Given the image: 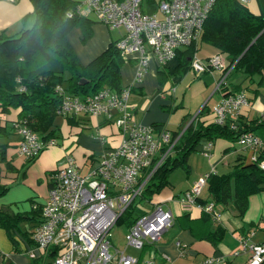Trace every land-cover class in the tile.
I'll use <instances>...</instances> for the list:
<instances>
[{
    "label": "built area",
    "instance_id": "obj_1",
    "mask_svg": "<svg viewBox=\"0 0 264 264\" xmlns=\"http://www.w3.org/2000/svg\"><path fill=\"white\" fill-rule=\"evenodd\" d=\"M213 1L159 0L156 10L148 12L142 7L143 0H82L78 9L110 28L124 29L116 47L124 61L135 60L133 81L138 84L147 72L150 55L160 67L176 57L178 48L200 38ZM233 68L234 63L226 62L220 54L208 59L194 54L187 66L195 76L215 72L217 91L227 85ZM56 89L61 94L58 115L83 113L110 120L116 112L114 124L121 139L102 152L96 165L85 174L80 173L75 158L66 154L64 164L52 174V183L40 204L41 221L32 233L34 247L28 250L29 257L38 259L37 264H133L137 259L125 249L112 251L111 230L136 198L142 199L145 186L171 154L181 133L173 137L169 131L157 130L152 124L136 120L129 102L131 85H125L120 92L101 88L87 96L70 94L62 86ZM248 105L245 91L221 95L212 106L214 121L222 123L229 116H237ZM18 132L22 138L18 153L25 158H32L55 144L54 139L41 140L28 127H21ZM238 142L249 151V159L264 169V157L258 159L257 154L264 149V136L245 132ZM211 147L212 142H208L202 147V153L209 155ZM208 174L200 175L180 200L218 216L213 201L205 204L196 201ZM147 203L150 208L137 214L128 226L126 246L140 249L145 243H155L174 222L170 209L161 203ZM240 242L242 250L249 252L247 264H264V241L253 242L248 236H241ZM177 245L180 246L179 241ZM222 261L209 256L199 264ZM141 263L156 264L152 259Z\"/></svg>",
    "mask_w": 264,
    "mask_h": 264
},
{
    "label": "trees",
    "instance_id": "obj_2",
    "mask_svg": "<svg viewBox=\"0 0 264 264\" xmlns=\"http://www.w3.org/2000/svg\"><path fill=\"white\" fill-rule=\"evenodd\" d=\"M30 2L35 15L34 23L12 35H7L4 31L0 32V136H7L11 131L18 132L19 128L28 127L36 132L41 140L54 139L56 142V139L62 138L59 127L54 124L61 101V94L56 87L62 86L68 93L80 96L91 95L101 88L120 92L125 86L121 80V66L124 64V59L116 47V40L109 43L106 49L89 63L83 64L79 60L69 41L70 32L76 27L79 28L81 40L85 42L93 33L92 25L99 22L79 11L78 6L81 1L30 0ZM157 3L158 1L152 2L153 8L157 7ZM201 43L215 49V53L210 56L220 54L226 62L234 63L232 72L244 73V81L251 83L256 77L264 76V14L253 13L245 2L213 1L200 38L188 46L177 49L176 72L186 68L194 54L198 56ZM210 56L202 59H208ZM52 59L60 62L61 71L48 68V63ZM64 72L68 73L67 78L64 77ZM158 76L161 84L165 85L168 82L166 64L159 67ZM81 78H85L86 83H79ZM260 83L261 81L258 84ZM247 87L236 85L230 88L227 84L219 92L221 95L241 90L246 92ZM133 89L134 86L131 85V92ZM11 109L17 110L16 117L12 119L7 117ZM209 112L212 118H205L204 116ZM66 121L75 124V116H66ZM152 125L157 130L171 132L173 137L181 134L171 154L153 173L145 186L141 200L146 202H154L153 196L169 183V176L176 168L189 170L188 157L197 149L202 139L209 142L216 138L238 141L240 135L245 132L264 136V116L245 120L240 113L237 116L227 117L222 123H217L214 121L212 108L209 109L207 104L203 105L187 125L177 130H168L164 123H152ZM21 140L22 138L15 145L17 149ZM10 146L9 142H0V163L5 167L4 178L0 179V196L16 179V176L8 178L7 173L17 175L19 173L9 158ZM72 152L69 153L72 155ZM257 154L258 159L264 157V149L258 150ZM38 155L26 158V166ZM24 173L25 170L22 176ZM51 183L50 178L49 186ZM206 184L210 201H213L215 209L217 205L226 207L231 205L236 216L242 217L248 208L249 196L264 191V169L248 158L246 163L241 161L235 164L230 173L209 172ZM196 201L201 204L208 202L200 196ZM40 208V205H36L31 211L14 212L10 206H0V228L5 230L14 251H19L17 234L34 247L32 233L41 221ZM201 211L197 220L185 212L179 216V222L182 227L193 228V224L197 223L194 221H198L203 228L197 237L215 245L225 234L222 225L213 226L219 218V213L215 216L204 210ZM136 217L134 205H131L118 222L130 226ZM25 221L30 225L28 229L22 231L20 223ZM37 263L38 259H31V264ZM4 264L15 263L5 258Z\"/></svg>",
    "mask_w": 264,
    "mask_h": 264
},
{
    "label": "crops",
    "instance_id": "obj_3",
    "mask_svg": "<svg viewBox=\"0 0 264 264\" xmlns=\"http://www.w3.org/2000/svg\"><path fill=\"white\" fill-rule=\"evenodd\" d=\"M156 1L159 0H143V9L145 11H155L156 8H153L152 2ZM245 4L253 13L264 14V0H248ZM34 20L35 15L30 0H0V32L4 31L7 35L18 33L23 28L30 27L34 23ZM112 31L113 29L108 28L106 25L95 22L92 25L93 33L85 42L81 40V30L77 27L70 32L69 41L79 60L83 64H87L100 55L109 43L116 41L123 33L120 32L119 35L113 36ZM213 53H215V49L211 48L206 55L199 56L198 54V56L200 58H207ZM177 65L178 59L176 57L166 64L169 82L170 78L181 77L180 74L182 72H184L183 74L189 72L187 68L182 69V72H176ZM48 68L55 71L62 70L60 62L56 59H52L48 63ZM158 69L159 66L156 58L150 55L148 69L142 82L134 84L132 79L133 62L131 64H123L121 66L122 84L134 86L133 91L129 95V102L133 117L136 120L144 124L164 123L168 130H177L182 128L183 125H187L199 111L192 118L191 116H187V114L184 115L181 118V123L175 127L174 123L176 119L170 115L166 116L164 114L165 109L160 107V104H170L161 103L162 100L157 95L160 89L165 86L159 81ZM238 73L241 74H235L230 78L228 77L227 84L230 88L236 85L248 86L246 92L250 100L249 105L242 110L243 119L250 120L264 116V76L256 77L255 81L248 83L244 81L245 74L240 71ZM209 75L214 83L217 74L209 73ZM179 79L176 78L175 81H171V84L167 82L166 86L169 88L172 87V83L177 82ZM260 81L261 83L258 84ZM171 89L175 91L174 87ZM215 94L217 96L212 104L209 105V109L221 97V93L214 87L210 97ZM16 113L17 110L11 109L7 117L11 119L15 118ZM73 116L76 119L75 124L67 123L66 117H63L64 121L61 123L62 126H59L62 134L61 144L46 148L33 161L35 164L39 163L45 167L44 170H47L46 183L43 186L35 185L34 180L37 174L26 178L28 176V169L26 168L31 163L26 166L27 160L24 156L18 155L20 159L19 163L9 156L19 173L18 175L16 173H9L10 176L8 178L16 176V179L12 182L9 189L0 196V206H10L14 212H25L31 211L36 205H40L47 195L53 171L58 168L56 161L63 158L65 148H73V157L80 170L87 163L94 166L93 163L98 162L102 152L119 143L121 139L120 132L114 124V117L117 114H114L110 120H107L105 116L86 115L83 118L78 117V115ZM204 117L212 118V114L209 112ZM78 128H82V130ZM86 128H92L95 130V133H92L91 137L84 135L83 130ZM208 142L205 139L200 141L197 147L199 152ZM192 155L191 153L188 157L189 170L185 171L187 174L186 178L172 183L169 176V183L159 193L153 196L154 202L161 203L164 207L172 211L174 218L172 226L162 234L157 242L145 243L140 249L133 248V251L129 253L137 259L133 264H142L141 262L146 259H152L156 264H199L209 256L222 258L223 261L220 264H247L246 262L249 256L247 251L242 250L240 254L234 253L240 243V237L245 235L248 236L249 241H264V191L249 196L248 208L242 217H237L235 210L230 207L222 205L216 206L219 218L213 226L222 225L225 228V234L222 240L215 245L206 239H199L197 237L201 234L200 231L203 228L198 221L193 220L197 222L193 224V228L181 226L179 216L183 213L187 212L191 218L197 220L196 218L202 212L200 208L182 202L180 200L182 194L190 189L200 175L209 172H214L215 174L230 173L234 169V165L238 162L242 161L246 163L249 158V151L241 144H237L236 141L216 138L212 141L209 155H205L202 151L200 154ZM23 170H25V173L22 176ZM200 198L210 201L207 184L202 188ZM251 233L253 234L251 235ZM16 238L18 240L17 246L20 240L23 241V248L26 252L33 248L31 243L22 239L19 234H17ZM178 241L180 242V246L177 245ZM18 248L19 251L22 250L19 246ZM12 251L13 245L10 239L0 230V264H4L5 258H9L15 264H20ZM238 256L240 258H236Z\"/></svg>",
    "mask_w": 264,
    "mask_h": 264
},
{
    "label": "rangeland",
    "instance_id": "obj_4",
    "mask_svg": "<svg viewBox=\"0 0 264 264\" xmlns=\"http://www.w3.org/2000/svg\"><path fill=\"white\" fill-rule=\"evenodd\" d=\"M102 24H104V23H102ZM104 25H106V24H104ZM108 28H110V27H108ZM110 29H113V31H112L113 36L119 35L120 32L121 33L124 32V29L122 27L110 28ZM211 48L213 49V47H211L210 45L205 44V43H203V44L201 43L200 44V50L198 53L199 56L206 55V53H208V51L211 50ZM132 62H133V78H134L135 63H136L135 60L134 59H126L124 61V64H131ZM238 72H234L232 75L229 76V78L235 74L236 75L241 74ZM183 73L184 72H182V74H180L181 77L170 78L169 79L170 82L175 81L176 78H180V79L177 82L172 83V85H171L172 87H170V88L166 86V84H167L166 83L164 86L165 88L162 87L157 94L158 97L162 100L161 103L164 102V103L170 104V105H168V104L161 105L160 104V107L165 109L164 114L166 116L170 115V116H173L174 119H176V122H175L176 124L174 123L175 127H177V125H179L181 123L180 122L181 118L184 115L187 114V116H191V118H192L202 108V106L205 103H207L208 106L210 104H212V102L214 101V99L217 96V94H215L212 97H210V94H211L213 88L215 87V81L213 83V80L210 77L209 72H207L206 74H203V76H200V77L195 76L190 71L187 74H183ZM213 74H216V73L213 72ZM64 77L65 78L68 77L67 72H64ZM170 82H169V84H171ZM173 87L175 88V91H173L171 89ZM114 114H116V112H114ZM86 115H83V113H80V114H78V117L83 118ZM63 121H64V118L62 116L58 115L55 118L54 124L57 125L58 127L59 126L61 127L62 126L61 123ZM59 124H61V125H59ZM78 129L82 130V128H78ZM60 133H61V130H60ZM92 133L93 134L95 133V130H93L92 128H88V129L86 128L83 130V134L87 135L88 137H91ZM20 139H21V135L18 132H14V131L13 132L11 131V133L7 136H0V142H9L10 143L11 146L8 148V154L17 163H19V161H20V159L18 158V155L20 156V154L18 153V149L15 145L17 144V142ZM61 140H62V138L56 139L55 144L52 146H48L47 148H50L53 146H59L61 144V142H60ZM236 142H237V144L239 143L238 141H236ZM65 149L66 150L64 152L65 154H64L63 158L56 161L58 168L64 164L63 162H64V159L66 157V154H68L70 151L73 150L72 147L65 148ZM200 152L197 148V150L192 152V154H193L192 156H194L195 154H200ZM72 155H73V153H72ZM96 163L97 162H94L93 165L95 166ZM90 166H91V164H88V163L86 165H84V167L82 169H80V173L85 174L86 172H88V170L92 167V166L91 167ZM28 167L26 168V169H28V172H27L28 176H26V178L27 177L29 178L31 176H35V174H37V176H35V180H34L35 185L43 186L46 183V171L47 170H44L45 167L41 166L39 163L35 164L34 162H32ZM4 169H5L4 165L0 163V179L4 178L3 177ZM47 175H48V173H47ZM8 176H10L9 173L7 174V177ZM186 176H187V174H186L185 170L181 167H178L174 171H172V173L170 175V180L172 183H176L179 180L185 179ZM133 205H134V214L135 215H137V214L145 211L146 209L150 208L149 203H147L145 200H141V199L139 200L138 197L136 198ZM229 207L232 208L233 206L231 207V205H230ZM165 208H167V207H165ZM29 225L30 224L27 221L21 222L20 223V229L22 231H24V230L28 229ZM0 230L7 237L4 229L0 228ZM127 232H128V226L124 222H118L117 224H115V226L111 230V241H112V248L111 249H112V251H113V248L125 249V252L127 254H129L133 251L134 247L126 246V234H127ZM3 246H4V243H3ZM18 246L22 249L21 251H14V250L12 251V253L17 257L18 262L20 264H31V258L29 257L28 252H26V250L23 248L24 243L22 240L19 241ZM235 251H238V254L242 253L241 242L239 243V245ZM247 253H249V252H247ZM240 256H238L236 258H240ZM247 261H248V258H247Z\"/></svg>",
    "mask_w": 264,
    "mask_h": 264
},
{
    "label": "water",
    "instance_id": "obj_5",
    "mask_svg": "<svg viewBox=\"0 0 264 264\" xmlns=\"http://www.w3.org/2000/svg\"><path fill=\"white\" fill-rule=\"evenodd\" d=\"M86 79L85 78H81L80 80H79V83H81V84H84V83H86Z\"/></svg>",
    "mask_w": 264,
    "mask_h": 264
}]
</instances>
